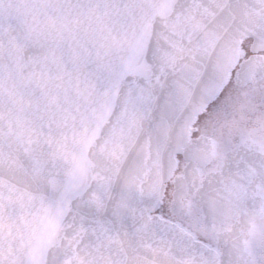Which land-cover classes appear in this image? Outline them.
Returning a JSON list of instances; mask_svg holds the SVG:
<instances>
[{
    "label": "snow or ice",
    "instance_id": "6c2138e0",
    "mask_svg": "<svg viewBox=\"0 0 264 264\" xmlns=\"http://www.w3.org/2000/svg\"><path fill=\"white\" fill-rule=\"evenodd\" d=\"M0 264H264V0H0Z\"/></svg>",
    "mask_w": 264,
    "mask_h": 264
}]
</instances>
